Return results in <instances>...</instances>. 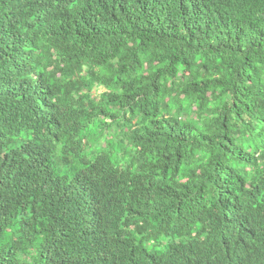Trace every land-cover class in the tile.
<instances>
[{"label":"trees","instance_id":"trees-1","mask_svg":"<svg viewBox=\"0 0 264 264\" xmlns=\"http://www.w3.org/2000/svg\"><path fill=\"white\" fill-rule=\"evenodd\" d=\"M0 264H264V0H0Z\"/></svg>","mask_w":264,"mask_h":264},{"label":"rangeland","instance_id":"rangeland-1","mask_svg":"<svg viewBox=\"0 0 264 264\" xmlns=\"http://www.w3.org/2000/svg\"><path fill=\"white\" fill-rule=\"evenodd\" d=\"M101 93V88L100 87H96L94 90V95H99Z\"/></svg>","mask_w":264,"mask_h":264}]
</instances>
